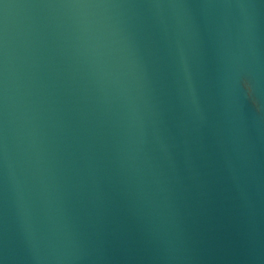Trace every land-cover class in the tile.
<instances>
[{"label": "water", "instance_id": "obj_1", "mask_svg": "<svg viewBox=\"0 0 264 264\" xmlns=\"http://www.w3.org/2000/svg\"><path fill=\"white\" fill-rule=\"evenodd\" d=\"M0 264H264V0H0Z\"/></svg>", "mask_w": 264, "mask_h": 264}]
</instances>
